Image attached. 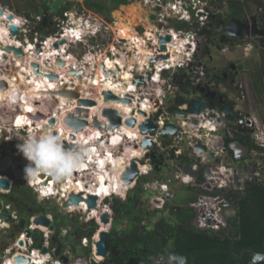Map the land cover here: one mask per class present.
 <instances>
[{"label":"built area","instance_id":"1","mask_svg":"<svg viewBox=\"0 0 264 264\" xmlns=\"http://www.w3.org/2000/svg\"><path fill=\"white\" fill-rule=\"evenodd\" d=\"M17 1L24 3L27 0ZM42 1H45L48 6L57 5L59 7H64L66 5L64 0ZM7 2L8 3L4 4L0 1V11L2 12L0 15V24L5 22L9 33L16 36L17 32L11 30V26L15 25H11L10 22L4 20L6 16H12V14H15L16 12L15 8L10 5L12 0H8ZM139 5L146 12L147 21L141 22L133 27L135 37L133 40H127L119 35L120 31L117 29V20L114 19L113 25L116 28V32H113L112 28L111 32L115 35L112 38L108 50L105 52V56H108L112 60H114L116 56L122 57L123 60H133L132 67H130L129 71L131 75H133L132 82L137 89L139 98H141L139 111L144 112L145 116H143V119L140 121L138 115L142 114L137 111V108H135L130 115L125 117L122 116L121 125L113 130H110L109 128L111 125L110 121L103 116L102 117L103 119L105 118V120L99 119L100 126H92L91 121L89 122V128L84 127L81 131H76L74 127L71 128L70 126L69 128L72 129L71 132L75 133L73 138L76 139L74 141L77 142L78 146L75 149L71 148L70 150L80 152L82 154L81 161L88 162L87 152H90L91 149H95L97 151L96 154L98 155L97 159H100V156H102L101 159L105 161L104 169H102L104 172L100 171V167L95 166L94 170L89 173L86 172L83 174L76 172V177L72 178V181H74L75 185L80 188H93L97 189V191H101V187L105 185L106 190L110 181L108 179V181L105 180L104 177H101V180H99V174L104 173L105 175H110L111 173L113 181L116 179L120 181V190L124 189V191H129L134 188L140 179L147 178L150 180V178H152L151 182L147 181L142 183L143 190H145L144 184L146 185V183L149 182L152 185L149 188V190L154 192L153 196L149 199L151 209H162L163 204L167 200L168 190L171 188L170 185L172 182H177L183 187H199L204 189L206 193L201 194L193 203H191V207L199 213L197 216L196 228L201 230L210 229L218 231L223 224V205L225 199L218 195H214L225 190L229 184L232 186L231 192L241 191L245 181L244 173L242 172L241 174H238L236 181L232 180L233 170L235 168H233V166H227L224 161L226 148L224 145V136L221 132V123L218 122L215 113L209 109L201 110L198 116H194L192 114L193 106L189 107V104L186 103H175L177 89L174 85V81L176 80V77L181 74L184 79L190 81L189 83L192 86L201 83L203 88L207 90L208 81L204 82L203 80L202 75L204 70L202 66L197 67V74L201 78L192 82L193 77L190 76L191 68L189 65H196L198 63H196V59L199 54V47L204 38L200 37L198 33L207 27L210 18L214 17V15L219 12L208 0H139ZM49 13L50 11L48 10L41 13V15H33L34 19H36L33 21L35 22L36 29L37 23H41L44 16H48ZM68 15H72V9L54 14L53 21H57L58 24H64V22H68ZM96 15L98 16V14ZM152 15L155 16L154 21L150 19ZM64 16L67 17L65 18ZM99 17L100 24L91 21L89 23L86 22L85 26L80 25V28L76 27L70 29L63 28L62 25L61 28L63 31L59 38L54 39V41L58 42L63 38V36L67 34L66 31H69V35H71L73 29H80L79 34L74 33V40H77L78 43H84L83 40H88L89 37L90 39L97 38L107 33L111 37V32L107 29V23H109V21H106L100 15ZM18 19L21 21V27H24L27 22L32 21L24 15L19 16ZM181 24L188 26V28H178L177 25ZM84 35L87 36L84 37ZM166 36H170L171 39L165 44L167 48L166 51L161 52V43L159 39ZM74 40H69V43L74 42ZM137 44H140L144 55L140 53L141 50L137 48ZM171 44H173V46H171ZM139 56H143L141 57L142 60H138ZM160 56H164V58L158 59L156 62L152 63L151 59L153 57L159 58ZM84 62L86 64L90 63L87 59L80 63ZM118 74L119 73L113 75L117 78L116 76ZM147 74H151L149 81H147ZM137 79L141 80L144 85L138 86L136 84ZM129 93L134 95L135 92ZM170 94H172L175 99L168 102L167 98ZM190 98L195 100L197 94L191 93ZM130 101L131 103L134 102L132 99H130ZM155 102H157V104ZM144 104L147 106L145 107ZM20 116L23 115L13 112L10 116L5 114L1 120L0 159L4 154L11 155L9 150H5L6 145L17 143L14 137L11 136V133L27 131L28 136L33 135L32 129L29 127L31 123L30 118L23 116L22 119H19ZM128 118H134L136 120L134 127H129L125 124L126 119ZM147 120H152L156 125L157 130L154 133L150 131L143 135L139 127ZM193 120H195V123H193ZM173 124L179 128V132H177L175 136H163L160 134V130ZM124 128L132 131V136H130V133L128 132L125 133ZM192 129H194V131H192ZM83 130L88 132L85 133L87 138H84L82 134ZM33 131H35L34 128ZM262 132L259 131L258 133V129L255 126L254 136L256 138V146L264 149V132L263 134ZM88 134H90L91 137L88 136ZM184 137H189V141H185ZM63 138L69 143L70 140L68 138L64 136L62 139ZM145 138H150L154 144L147 150L141 148L142 141ZM118 142H121V145L120 149L117 150L113 146ZM197 142L206 148V152L199 154L198 150H194V146ZM65 148L67 149L66 145ZM132 148L138 151V158L133 160H141L145 155L154 153L157 158L162 159V165L159 166V171L156 172L154 164L151 163L150 159H148L144 165H140L137 162L138 177L132 184L126 185L123 183L121 176L129 166L130 159L127 157V152ZM207 154H211L213 160H220V164H212L210 166L211 177L206 181H199L201 182L200 184H198V180L184 174L181 169L182 165L180 166L177 164L179 158L182 155H185L192 160L193 168H200L201 166H199L195 160L202 159L207 163ZM118 156L127 157L125 165L124 168L122 166L119 169H114L111 161L114 160V157ZM17 159L22 163L17 168H20L24 172L28 162L22 159L23 162L19 156H17ZM108 167L111 168V170ZM15 169L16 167L14 166V170ZM201 169L203 170L204 166H202ZM113 171L115 174H113ZM69 173L74 175L72 170ZM41 175H43L44 178H41ZM114 175H116L117 178H115ZM12 176L9 177L5 174L0 175V179L4 178L9 183V189H0V195L9 194L14 183ZM48 177H50L51 180L47 182L46 178ZM69 177L68 174L65 177V181L60 182V180L57 179L53 180L54 177L51 175L41 173L34 178L35 180L30 179L28 183L33 186L36 195L42 196L41 201L36 200L38 205L46 206L44 204L46 201H56L57 208H55L58 213L61 217L67 216L70 223H67L63 227H57L54 223L52 214H44L33 210V213L30 215L28 223L24 226L23 230L14 234L13 246L5 249L0 248V264H63L60 261V258H58L59 256L67 258V264H90L91 262L101 264L104 262V258L108 255L106 257L99 256L96 249V244L99 242L97 235L100 233V226L104 227L103 224L100 223L99 218L104 215V213H108L110 216L109 224H106L107 226L104 227L105 231H101L108 233L113 224V211L109 202L113 201L115 198L122 199V197L120 194L116 193V189H114L116 185L113 184L112 193H108L102 198H97L95 201L97 207L89 209L87 206L86 193H76L75 191H68L67 195L64 193L62 187L64 183L67 185L69 184ZM41 181H44L45 185H42ZM207 183L210 186L209 188L205 187V184ZM237 183L240 184L239 187H237ZM49 184H52L51 191L48 188ZM78 194L81 195L83 200L79 202L77 206L66 207L65 204L70 199V196ZM211 194L212 196H210ZM82 205H84V207H82ZM8 211L11 213L10 221L4 223L5 215L8 214ZM1 215L3 217V224L1 227L6 226V228H8L10 224L11 226L19 224V217L18 214L13 211V206L11 204H3L0 200V216ZM40 217H45L49 221V226L37 224L36 221ZM93 225L98 227L94 232L87 231L85 235L82 234ZM70 226H75L79 228L80 231H73L70 229ZM0 230L4 234L7 233L4 228ZM26 233H29V235ZM52 238H55L56 241L52 242ZM19 242H22V245H19ZM36 243H38V249H34ZM59 245L60 253L55 256L54 254ZM42 248L47 249V252L42 254ZM78 249L81 250V253L78 252ZM18 256L29 259V263L16 262L15 258Z\"/></svg>","mask_w":264,"mask_h":264},{"label":"trees","instance_id":"2","mask_svg":"<svg viewBox=\"0 0 264 264\" xmlns=\"http://www.w3.org/2000/svg\"><path fill=\"white\" fill-rule=\"evenodd\" d=\"M212 1L210 0L214 5ZM131 3L130 0H82L77 4L110 22L112 11L117 10L121 5L127 6ZM26 4L29 11L23 12L32 21H34L33 15H41L48 10L52 13L53 9L55 12L52 15H54L72 9L73 5L67 3L64 7L48 6L42 0H29ZM246 8L248 9V0H244V3L229 0L224 14L218 13L210 18L209 25L214 26L215 35L208 37V42L204 41L203 45L206 47L216 42L220 46H230L229 37L226 36L222 26L230 20L244 18ZM18 12L22 13L19 9ZM46 19V26H43L42 22L37 23V34L43 33L44 36H48L55 31V29H50L52 20L50 15ZM177 27L188 28L183 24ZM221 28L222 30H219ZM231 46L234 44L232 43ZM208 50V48L201 50L202 59L207 56ZM262 56V64L257 67V77L252 83V90L259 97L264 96V54ZM238 138L247 148L256 149L248 136L236 135V139ZM231 142H233L232 139L225 136L224 145L227 150ZM185 163H190V159L182 155L177 164ZM142 181L144 183L149 180L140 179L124 201L115 198L109 202L113 211V224L107 246L109 249L117 247L118 253L109 254L101 264H169L168 258L172 255L186 257L187 264H248L252 253L264 254V171L261 180L245 182L242 195L230 196L229 201H236L233 214L227 217L226 222L218 231L201 230L191 224V221L199 214L188 208L189 204L197 199V196L191 195L194 192L192 187L185 188L189 193L183 203L186 208H178V211H175V206L167 202L161 211L167 212L169 218H160L150 225V217L160 210L152 211L150 201L140 199V194L143 193ZM4 199L13 202L15 207L21 211L23 207L20 205L24 203L36 212L52 214L56 226H62L65 223L56 208L50 209L44 205H38L33 194L21 186H16L11 195ZM138 200L140 201L139 208L135 210L134 207ZM125 219L128 222L127 227L117 230L116 226L124 224L122 222ZM70 229L80 231L75 226H70ZM95 229L93 225L82 234L85 235L87 231L94 232ZM118 232L125 234L126 238L119 237ZM37 245L38 243L35 244ZM259 264H264V262Z\"/></svg>","mask_w":264,"mask_h":264},{"label":"bare ground","instance_id":"3","mask_svg":"<svg viewBox=\"0 0 264 264\" xmlns=\"http://www.w3.org/2000/svg\"><path fill=\"white\" fill-rule=\"evenodd\" d=\"M123 11L126 12L127 16L130 17V21L134 23L135 25H138L141 22H146V12L142 8L143 12L140 13L139 5H130L129 7H123ZM143 14V15H141ZM5 15V13H4ZM115 15V19L117 20L118 26H121L122 24H119V17ZM139 18V19H138ZM142 18H145L144 21ZM6 22H10L11 25H15L17 29L21 27V21L17 18V16H14L11 18V20L8 19L6 16L4 18ZM206 28V27H205ZM204 28V29H205ZM208 30V29H205ZM73 31L77 34L80 33V29H76ZM67 34L64 35L66 37L71 38L74 40V32H71L72 34L69 35V31H66ZM128 37H123L126 38L127 40L134 39L135 34L132 31ZM63 36V38H64ZM14 34L9 33L8 27L6 23L0 24V82H4L7 86L0 90V105H4L5 109L14 100L16 102V98L14 97H22L20 98L22 102L18 103V106H20L23 110V113H28L22 115L23 116H28L32 118V120H36L37 124L30 123V128L32 129V133L35 135H39L41 133H46V132H52L56 131V134L58 133L59 135L64 136L68 138L69 144H67V149L71 148H76L77 147V142L74 141L76 139L73 138V135L75 133L71 132V128L67 124H62V117H66L67 114H70L72 111L74 112V115H77L78 117L84 119L85 121H91L92 124L96 123L103 119L101 116V111L103 109H114L118 113L123 114V117L130 115V113L133 111V109L137 108V111H139V103L138 99L139 98L137 94V89L132 82L133 80V75H131L129 69L132 67L133 60L132 59H124L122 57L116 56L114 60L109 58L108 56H90L89 61L90 63L86 64L88 68H82L80 70L83 71V74L81 75L80 78L76 76L75 81L73 80L74 77L72 78L70 74L73 69H70L67 62L64 61H73L72 55H69L67 52L68 46L66 43L64 44V39L60 42L61 46L59 47V50L57 52L51 53L50 50L53 49L51 47V44L48 42L47 46L38 52L44 53L41 57L38 58V54L36 55L34 46L30 42L27 43H21L20 41L16 40L13 38ZM62 39V38H61ZM70 40V39H69ZM67 40V41H69ZM9 41V42H8ZM135 41V40H134ZM63 44V45H62ZM59 46V45H58ZM139 50H141V54L144 55L143 50L141 49L140 44L136 45ZM173 46V44H171ZM19 48L21 49V54L20 56H17L13 50V48ZM50 48V49H48ZM48 49V50H46ZM32 51V52H31ZM37 52V53H38ZM51 54V57L49 55ZM63 57L64 59L61 62H64L61 66H59L57 62V58ZM143 57V56H141ZM141 57L138 58V60H142ZM39 63L41 66L39 69V65H36V63ZM33 65L37 66V71L33 73ZM48 65L50 67H48ZM71 65V64H70ZM100 65H103L101 68ZM30 68V70H29ZM67 68H69V72L67 71ZM41 70V72H40ZM75 71V69H74ZM77 71V70H76ZM79 71V70H78ZM119 73L115 78L113 77V74ZM32 77H35V74L37 75L36 80H30V75ZM60 75L63 77V79H56V76ZM30 76V77H29ZM52 76H55V78H52ZM115 76V75H114ZM50 85H53L52 87ZM69 85L70 88H75L78 92V99L79 100H92L95 102V105L93 106H83L79 105L77 103V98L71 97L69 94L70 91L65 90V87ZM51 87V91L48 89V87ZM60 90V91H58ZM51 92L52 94L47 93ZM104 92H111L117 97H121L122 99H132L134 102L132 103H123L120 101H104ZM129 92H135L134 95L130 94ZM210 92V91H209ZM54 93L60 97L58 100L54 97ZM80 93V97H79ZM49 99V102H51V106L53 107L52 109L56 110L55 112H49L51 117H53V114L55 118L48 119L43 122H39L40 119L42 118H49V114L46 112L44 114H39L35 112L36 107H38L39 102H44L45 99ZM50 98H54L52 100H55L53 105V102L50 101ZM47 99V100H48ZM41 106V105H40ZM50 106V105H49ZM146 107L147 105L144 104ZM4 110V109H3ZM2 111V109H1ZM6 112L8 110L6 109ZM72 112V113H73ZM1 113V112H0ZM60 114V116H59ZM23 116H20L19 119H22ZM59 116V117H58ZM73 116V115H72ZM144 115H138V118L143 119ZM56 118H58L56 120ZM54 119V122H50L51 120ZM87 123V122H86ZM37 125L38 130L36 132L33 131V126ZM89 125V124H88ZM87 125V126H88ZM104 126V125H103ZM54 127L55 130H52L51 128ZM89 128V127H88ZM105 128V126H104ZM106 129V128H105ZM125 129V133H130V136H132V131ZM72 138V139H71ZM86 138V135H85ZM95 149H91L90 152L88 151V162H83L81 161L79 167L73 169L72 171L74 172V175L69 174V184L67 185L64 183L63 185V191L67 195L68 191H74L75 192H83L86 193L87 195L94 196L96 198H102L108 193H112L113 191V184H115L116 193L118 192H123L120 191V181L119 180H112L111 173L110 175H105L99 174V180H101V177L105 178V180H109L110 182L108 183L106 190H105V185H103L101 188V191H97V189H84L80 188L79 186H76L74 181H72V178L76 177V172H81L80 170H94V166L100 167V171H103L104 169V160H102V156H100V159H97L98 155L96 154ZM90 153V154H89ZM127 157L131 160L137 159L138 158V151L136 149H129L127 152ZM127 157H114V160L111 161L113 168L114 169H119L120 167L125 165V161ZM117 162V163H116ZM94 165V166H93ZM117 167V168H116ZM109 168V167H108ZM111 170V168H109ZM110 172V171H108ZM115 178H117L116 175H114ZM53 177V176H52ZM54 178L53 180H55ZM35 180V179H34ZM107 180V181H108ZM40 182L39 180H37ZM42 185L44 184V181H41ZM123 187V186H122ZM49 190H52V184L48 185ZM79 192V193H81ZM97 192V193H96ZM39 199H36L37 201L42 200V196L37 195ZM84 207V205H82ZM101 217L99 218V221L101 224ZM103 226H107L106 224H103ZM100 226V232L105 231V228ZM99 238V234L97 235V239ZM12 262V261H11Z\"/></svg>","mask_w":264,"mask_h":264},{"label":"flooded vegetation","instance_id":"4","mask_svg":"<svg viewBox=\"0 0 264 264\" xmlns=\"http://www.w3.org/2000/svg\"><path fill=\"white\" fill-rule=\"evenodd\" d=\"M228 1L229 0H213L212 3L215 5L213 6L217 9L219 13L224 14L227 9ZM234 1L244 3V0H234ZM26 7L28 10L27 5ZM244 11H245L244 18L238 19V21L245 23L247 26H249V28H251L252 18H255V24H256L257 30L264 32V7L260 6L257 0H248V9L246 8ZM209 23L205 29H208L210 34L208 36H205L202 42L204 41L208 42V37H211V35L213 36L215 35V28L214 26H210ZM222 27L224 29V26ZM219 30H222V28ZM229 42H230L229 44L230 46H227L228 49H233V48L241 49V54H244L242 52H245L249 50L248 48H250L253 51V54H255L256 56L254 64H252V62H249L248 60L243 63H239V64L238 63H235V64L225 63L223 61H220L219 63H217L216 61L214 62L212 51L220 50L221 48L226 47V46H220V44H217L216 42H212L211 44L205 47V45H203L204 43H202L199 47V54L197 56L196 63L201 62L207 68L206 74H203L202 77H203L204 82L208 81L207 91H206L208 92V95H206L205 93L203 94L200 93L199 90L197 89V85H201V83L196 84V86H192L189 83L190 81H188L187 79H184L183 76L180 74L179 76L176 77V80L174 81V85L177 89L176 96H175L176 97L175 103L176 102L179 104L186 103V104H189V107H192L194 106L195 102H202L203 104L206 105L207 109L215 113V116L218 119V122H220L222 125L221 132L224 136V140H225V136H227V137H230L233 141L229 144L228 150L226 149L224 153V161L227 166L229 167L233 166V168L243 171L244 177H245V181H244V184H245L247 180H256V179L261 180L263 178V171H264V149L258 148L256 146V138L254 136L255 127L252 124L248 123L247 121L248 119L246 118V115L248 114H245L243 109L241 108V105L243 104V101L245 100V98H248L251 95L257 96L252 90V83L254 82V79L257 77V73H256L257 67L262 64V58H263L262 55L264 54V36H256V35H252V33L248 34V32L247 33L244 32L241 38L229 37ZM232 43L234 44V46H231ZM204 48H208L209 50L207 53L205 52L207 56L202 59L200 53H202L201 50ZM205 75H208L209 77L208 80L205 79L204 77ZM245 76H247L246 78L248 80L246 83L243 82V79L245 78ZM178 80H180V84L175 83ZM201 87L203 88V85H201ZM191 93L197 94V98L195 100L190 98ZM236 135L248 136V138H250L251 140V143L255 145L256 149L252 150V149L247 148L243 143L240 142L239 138L236 139ZM240 143L243 144L244 147L247 149V155L245 156L247 158H244L241 161H235L234 156L236 154L239 155L238 154L239 151L229 153L230 148L237 147L236 145ZM15 145L16 144H12V143L6 145L5 150H9L11 155L9 156V155L4 154L1 157V159L5 157H10L12 160L11 164L9 165V167L7 168L5 172V175L9 177L12 176L15 163L18 165H21V161L17 159V155H16L17 147ZM251 170L254 171L253 174H251ZM200 183L201 182L198 181V184ZM24 184H27V183H24ZM16 186L23 187L24 185L20 184L17 181H14L12 190H14ZM193 189H194V192L191 193V195L197 196V198L201 194L206 193L204 189H201L199 187H196V188L194 187ZM226 189L214 195V196L218 195L219 197H223V199H225V202L223 205V223L226 222V219L228 216L233 214V213L230 214V212L233 211L234 205L236 203L235 200L229 201V198H231L230 196L242 195L244 191V185L241 191L227 192L228 190L226 191ZM121 193H124V191ZM187 195H189V193H187ZM210 196H212V194ZM185 200H183V203ZM167 202L169 201H166V203ZM183 203H181L180 205H174L171 203L170 204L173 207L175 206L174 209H176L177 206L178 208L184 209L186 208V205H183ZM139 204H140V201L138 200L134 207L135 210L137 209V207L139 208ZM170 204H168V206H171ZM164 205L165 203L163 204V207ZM22 206H24V209L28 210V208L25 206L24 203ZM163 207L161 210H163ZM188 208H190L191 210H195L194 208L191 207V204H189ZM167 218H169V215ZM151 222L152 221H150V225H153V223ZM127 224L128 222L126 221V224L121 229L118 228V226H116L117 230L125 229L127 227ZM191 224L194 227H196L197 217L191 221ZM110 231L108 232V239L110 237ZM118 235L119 237H122L123 239L126 238L125 234H122L120 232H118ZM114 248H116L117 250V247H114ZM117 253H118V250H117Z\"/></svg>","mask_w":264,"mask_h":264},{"label":"rangeland","instance_id":"5","mask_svg":"<svg viewBox=\"0 0 264 264\" xmlns=\"http://www.w3.org/2000/svg\"><path fill=\"white\" fill-rule=\"evenodd\" d=\"M0 1H2L4 4L6 3V1L4 2L3 0H0ZM81 1L82 0H64V2L66 4L67 3L73 4L72 5V15H68L69 16L68 22H64V24H58L57 21L52 23V20H51L50 29H55V31H52L51 34H49L48 36H41L39 34H36L35 22L28 20L29 22H27L24 27L22 26L20 29H17L18 30L17 31V36H14L13 38H15L16 40L20 41L22 44L23 43L27 44V43L30 42L32 44L30 46H34V48H36L35 53H36V55L37 54L39 55L38 58L41 57L44 54V53H41V52H42V49L45 48L48 45L47 44L48 42L51 44V47L53 48V49L50 50V52L51 53L57 52L56 49L59 50V47L61 46L60 42L63 39H64V41L66 39L67 40H69V39L72 40L71 38L64 36V38H62V39H60L58 41L59 42L58 44H54V42H55L54 39H56V38L58 39L59 38V33L61 34L62 31H63L62 28H61L62 25H63V28L70 29V28L79 27L80 25H84L85 26L86 22L89 23L91 21H94L93 23L100 24L99 15L97 16L93 12L85 10L83 7L78 6L77 3L78 2L80 3ZM130 1H132L131 4H128L127 6L126 5L125 6L121 5L122 7L120 6L117 10L112 11L111 15H110L112 21L109 22V23L106 22L107 25H108L107 29H109V31L111 32V30L113 28V32H116V28L114 27L113 22H114V19H115V15H117L119 17V21H118L119 24L120 23L122 24L121 26L117 25V29L120 31L119 35L121 37H128V36H130L129 34L133 31L132 30L133 24L130 21V17L126 16L127 15L126 12L123 11V9H124L123 7H129L130 5H136V4L139 5V0H130ZM208 1H210V0H208ZM257 1L260 4V6L264 7V0H257ZM25 4L26 3L22 4L21 2H18L17 0H12V3H11V5L13 7H15V10L17 12H18V9L21 10L22 12L23 11H29V8L27 10V7H26L27 4L26 5ZM61 5H63V4H61ZM138 10L139 11H143L142 7L140 5H139V9ZM52 12L54 13L55 10L53 9ZM19 14H21V13H19ZM49 15L53 19V15H52L51 12L49 13ZM15 16H17V15H15ZM64 17L66 18L67 16H64ZM35 20L36 19H34V21ZM71 32H74V31L72 30ZM75 34H77V33H75ZM114 35L115 34L111 32V37H110V35H108V33L107 34H103L101 37H97V38L90 39V37H89L88 40H83L84 43H78L77 40H74V42L69 43V41L66 40L64 42V44L66 43L68 45V46H66V47H68L67 52H68L69 55H72L73 61L69 60V61H64V62H67L69 68L73 69V70L75 69V71L76 70L80 71V69H82L84 67L86 68L85 62L84 63H80V62H83L85 59L89 60L90 56L92 57V56L98 55V56L105 57V52H106V50H108V47L111 44L112 38L114 37ZM45 37H49V39L46 41L45 47H42V42L45 41ZM50 37H52L53 39L50 38ZM131 40H132V38H131ZM202 43H204V42H202ZM55 45H57V46H55ZM48 49H50V48H48ZM48 49H46V50H48ZM248 49L249 50H247L245 52H242L244 54H241V49H235V48L228 49V47L226 46V47L221 48L220 50H213L212 51V56L214 58V62L216 61L217 63H219L220 61H223L225 63H233V64L238 63L239 64V63H243V62L248 60L249 62H252V64H254L256 56H255V54H253V51L250 48H248ZM19 50H21V49H19ZM38 50L39 51L41 50V52L37 53ZM57 59H58L57 62L59 64V66H61L64 63V62H61L64 58L63 57H59ZM36 65H39V63H36ZM40 67L41 66L39 65V69H40ZM48 67H50V66L48 65ZM69 68H67V71L69 70ZM29 70H30V68H29ZM40 72H41V70H40ZM33 73H35V69L34 68H33ZM29 75L31 76V77L29 76L30 80H36L38 74H35V77H32L31 74H29ZM59 77L61 79H63V77L60 76V75L59 76L57 75L56 79H60ZM71 77L72 78L74 77L73 80L75 81L76 76L73 75ZM246 77L247 76H245V78L243 77L244 78L243 82H245V83L248 81ZM50 86L52 87L53 85H50ZM50 86L48 87L49 90L51 89ZM65 90H68L70 92L75 91L77 94L79 92V91L77 92V90H75V88H70L69 85H67L65 87ZM58 91H60V90H58ZM47 93L52 94L51 92H48V91H47ZM58 95L59 94L56 95L54 93V97L57 100L60 98ZM79 97H80V93H79ZM47 99H45L44 102H39V105L36 108L42 114L47 112L49 114V118H42V119H40L39 122H43V121H46L48 119L55 118L54 114H53V117H51L52 115H50L49 112L53 111V112L56 113V110L52 109L53 107L51 106V102H49V99L48 100ZM50 101H53V100L50 98ZM138 102H139V99H138ZM53 105H55L54 101H53ZM241 108L243 109L245 114H248V115H246V118L248 119L247 120L248 123L252 124L254 127L256 126V128L258 129V133H259V131L260 132H262V131L264 132V96H262V97L258 96L257 97V96L251 95L248 98H245V100L243 101V104L241 105ZM1 109H2V111H1ZM0 112H1L0 115L2 117L5 116V114L7 113L4 105H0ZM72 112L70 114H67V116L65 118L64 117L61 118L62 122H63L62 123L63 125L67 124V119L70 118L72 115H74V112L73 113ZM59 116H60V114H59ZM57 119L58 118H56V120ZM41 120H43V121H41ZM34 121L36 122V120H34ZM31 123L35 124L33 121H31ZM36 124H37V122H36ZM263 132H262V134H263ZM55 135H58V136L61 137V135H59L58 133L55 134ZM14 137H15V140L17 142L20 140V138H22V136H20V135H17V136H14ZM62 137H61V139H62ZM15 146H17V144ZM16 151H17V148H16ZM16 155L20 156L18 151H17ZM94 168H95V166H94ZM80 171H81L80 173L84 174L86 172L87 173L91 172L92 169L91 170L82 169ZM169 173H171V172H169ZM151 181H152V178H150L149 182H151ZM149 182L146 183V185L144 184L145 191L143 192L142 196L140 197L141 200H144V199L145 200H149L150 199V198H148V196H150L152 194V192L149 191V188L152 185ZM142 183H143V181L141 182V186L143 187ZM22 185H24L23 188L25 190L30 191L33 194L35 200L36 199L40 200V198L35 194L36 192H34V188H33V186L30 183H28V184L22 183ZM170 187H172L171 188L172 189V191H171L172 199H170V203L171 204H175V205H180L181 203H183V200H185V198H187V196H188L187 195V190L184 189V187L182 185H179L177 182H172ZM122 190L124 191V189H122ZM79 192H81V191H79ZM79 192L77 191L76 193H79ZM10 195H11V193L9 194V196ZM124 200H125V198L123 197L122 201H124ZM44 204L46 205V207H48L50 209L51 208H55V207L57 208V206H56L57 202L56 201H46ZM232 213H233V211L230 212V214H232ZM167 217H168V214L165 211H160V212L155 213L152 217H150V221H152L151 223H154L155 221H157L160 218H167ZM63 218L65 220V223L62 226H65L66 223H70V220H69V218L67 216H63ZM122 223L126 224V219L123 220ZM125 224H118L117 226H118V228L121 229ZM13 239H14V234L12 232L11 233L9 232L8 235H4V234L0 233V248L1 249H5V248H10L11 246H13ZM78 252L81 253V250L78 249Z\"/></svg>","mask_w":264,"mask_h":264},{"label":"water","instance_id":"6","mask_svg":"<svg viewBox=\"0 0 264 264\" xmlns=\"http://www.w3.org/2000/svg\"><path fill=\"white\" fill-rule=\"evenodd\" d=\"M2 14V12L0 11V15ZM12 16H8V19H11ZM151 20H155V16L152 15L150 17ZM254 22V24H253ZM42 25L43 26H46L47 25V19L46 18H43V21H42ZM252 27L249 28V26H247L245 23L241 22V21H238V20H230L228 21V23L224 24V31H225V34L226 36L228 37H231V38H241L242 37V34L244 32H248V34L252 33V35H256V36H264V32L263 31H259L257 30V27H256V24H255V18H252ZM11 30L13 32H17V28L15 26H11ZM210 34V32L208 30H201L198 35L200 37H205V36H208ZM170 36H166L164 38H160L159 41L161 43V46H160V50L161 52H165L166 51V46L165 44L167 42L170 41ZM57 46V45H55ZM14 52L17 53L16 55L17 56H20L21 54V51L19 49H16V48H13ZM164 56H160L159 58H156V57H153L151 60H152V63L153 62H156L158 59H163ZM103 65H100L101 68ZM203 68L204 70V73L203 74H206V66L204 64H202L201 62L200 63H197L196 65L194 64H190L189 67L191 68V72H190V76L193 77V82H195L196 80H198L199 78H201L198 74H197V67H201ZM35 71H37V66L36 65H33ZM71 75H74V76H77L78 78L81 77V75L83 74V71L80 70V71H71L70 72ZM113 77H115L113 75ZM150 77H151V74H147V81L150 80ZM205 79H209L208 75H205L204 76ZM52 78H55V76H52ZM181 80V79H180ZM180 80H178L177 82H175L176 84H180ZM136 84L138 86H142L144 85V83L141 81V80H136ZM4 87H6L4 85ZM197 89L199 90L200 93H205L206 95H208V92H206L207 90H205V88H202L201 85H197ZM69 94L71 95V97H74V98H77L78 99V94L73 91V92H69ZM103 96H104V101H109V100H113V101H120V102H125V103H131L130 99H122L121 97H117L115 96L113 93L111 92H104L103 93ZM175 98L172 94H170L167 98V101L170 102V101H173ZM78 104L79 105H83V106H93L95 105V102L92 101V100H77ZM157 104V102H155ZM207 109L206 108V105L203 104L202 102H195L193 108H192V114L194 116H198L199 113L201 112V110H205ZM102 113V116L107 118L111 125H110V130H113L114 128L118 127L121 125V118L123 116V114L121 113H118L117 111H115L114 109H103V111L101 112ZM139 113H141L142 115L145 116V113L144 112H141L139 111ZM53 122V121H51ZM67 123L69 125V127L71 126L75 128L76 131L78 130H81L85 125H86V122L83 121V120H78V119H73V118H69L67 119ZM193 123H195V120H193ZM95 125L98 126V123H94ZM126 125H128L129 127H134L135 124H136V120L134 118H128L126 119V122H125ZM140 130H141V133L143 135L147 134L148 132H156L157 130V127L156 125L152 122V120H147L145 123H142L140 125ZM192 131H194V129H192ZM179 132V128L173 124V125H169L167 127H165L164 129L160 130V134L163 135V136H175L176 133ZM177 136L179 137V135L177 134ZM184 140L185 141H189V137H184ZM154 144L152 143L151 139L150 138H145L143 139L142 141V144H141V148L143 150H147L149 147H152ZM237 147H232L230 148V152L229 153H233V152H237L239 151V155H235L234 156V159L235 161H241L243 160L244 158H247L245 157L247 155V149L244 147L243 144H237L236 145ZM194 150H198L199 154L203 153V152H206V148L201 145L199 142H197L194 146ZM150 159L151 163L154 164V168H155V171H159V166L162 165V159L161 158H157V156L154 154V153H151V154H147L145 155L144 158H142L141 160H133V161H130L129 163V166L128 168L125 169V172L122 174L121 176V179L123 181L124 184L126 185H129V184H132L138 177V166H137V162L140 164V165H144L147 160ZM206 160L208 161L207 163L202 160V159H196V163L199 165V166H204V169L202 170L201 167L200 168H193V165H192V161L190 160V163H185L182 165L181 169H182V172L184 174H187L189 175L190 177H192L193 179L195 180H198V181H206L208 178L211 177V172H210V166L213 164V165H218L220 164V160L218 159H215L213 160L212 159V155L211 154H207L206 155ZM12 160L10 157H5L3 159L0 160V173L1 174H4L7 170V168L9 167V165L11 164ZM16 167V169L13 171V178L15 179V181L19 182V183H28L30 180H27L26 177H25V172H23L20 168H17L18 167V164L15 163L14 165ZM243 171L241 170H237V169H234L233 170V177H232V180L236 181L237 180V175L238 174H241ZM253 170H251V174H253ZM41 178H44L43 175L40 176ZM251 177V176H250ZM51 178L48 177L46 178V181H50ZM65 181V177L60 179V182H63ZM240 184L237 183V187H239ZM205 187L209 188V184H205ZM231 185L229 184L226 191L227 192H231ZM0 189H4V190H8L9 189V183L6 179L4 178H1L0 179ZM96 197L94 196H91V195H87V206L89 209H94L97 207L95 201H96ZM83 199L81 197L80 194L78 195H71L70 196V199L66 202L65 206L68 207V206H77L79 202H81ZM204 207V206H203ZM175 211H178V207L175 209ZM212 212V211H211ZM109 218L110 216L108 215V213H104V215H102L101 217V222L103 224H109ZM23 223H24V220L21 219L20 220V223H19V228H22L23 227ZM37 224H41L42 226H49V221L45 218V217H40L37 219L36 221ZM52 229V227H51ZM27 235H29V233H26ZM107 239H108V233L107 232H100L99 233V242H97L96 244V249H97V254L99 256H102V257H106L107 255L111 254V255H115L117 253V250L116 248H108L107 246ZM52 241L55 242L56 239L55 238H52ZM19 244H22L21 242H19ZM41 252L42 254L43 253H46L47 252V249L45 248H42L41 249ZM60 253V245L58 246L56 252H55V256L59 255ZM58 258H60V261L63 263V264H67V258H64L62 256H59ZM16 262H25V263H29V259H25L24 257L22 256H18L17 258H15ZM260 262H264V254H259V253H252V256H251V260L249 261L248 264H259Z\"/></svg>","mask_w":264,"mask_h":264},{"label":"clouds","instance_id":"7","mask_svg":"<svg viewBox=\"0 0 264 264\" xmlns=\"http://www.w3.org/2000/svg\"><path fill=\"white\" fill-rule=\"evenodd\" d=\"M28 1L29 0H27L26 2H28ZM26 2H24V3H26ZM24 3H22V4H24ZM24 12L19 14L16 11L15 14H12V16L14 17L15 15H17V18L21 15L25 16ZM46 17H48V16H44V18H46ZM52 23H54L53 19H52ZM37 32H38V29H36V34H37ZM39 35L44 36L43 34H39ZM59 36H60V33H59ZM86 36L87 35H84V37H86ZM50 38H52V37H50ZM48 39H49V37H45V41L42 42V47H45L46 41ZM58 43L59 42H54V44H58ZM26 46H28V44ZM16 49H19V48L16 47ZM4 85L7 86L4 82H0V90L5 88ZM21 97H22V95L20 97H18V96L14 97V98H16V102L14 100H12V102L10 104H8V106L6 107V109L8 110V112L6 113L7 116H10L11 113H13V112H16L18 114L23 113L22 108L20 106H18V103H20V102H22V104L24 103L23 100L20 101ZM51 99H54V98H51ZM53 101L55 102V100H53ZM37 110L38 109L36 108L35 112L42 114L39 110L38 111ZM25 114H28V113H23V115H25ZM26 117H28V116H26ZM2 118L3 117L0 115V125H1ZM28 118H30V117H28ZM71 118L85 121L82 118L80 119V117H78L77 115H73L70 117V119ZM30 120L33 121L34 123H36L34 120H32V118H30ZM51 121L54 122V120H51ZM85 122H87V123L84 127H88L89 126L88 124H90L89 121H85ZM97 123H98V126H100L99 121H97ZM92 126H97V125L92 124ZM33 127L35 129L34 132H36L38 130L37 125H34ZM51 129L55 130L54 127H52ZM85 133H88V132L86 130H83L82 134H83L84 138H85ZM55 134H56V131L41 133L39 135L33 134V135H29V136H28L27 131H19V132L11 133V136H13V137L17 136V135L22 136V138H20V140L16 143L17 144L16 147H17V151L20 154L19 157L21 158V160L23 159V160L28 162L27 166L24 169L25 177L27 180L34 179L37 176H39L41 173L51 175L54 178H56L57 180H60L64 177H66L71 170L79 167L81 160H82V154L78 151L66 149L65 145H67L69 143H67L66 139H64V138L61 139L60 136L55 135ZM88 136H90V134H88ZM86 138H87V136H86ZM14 139H15V137H14ZM62 141L65 145L62 143ZM120 145H121V142H118L117 144H114L113 147L118 150V149H120ZM4 174L0 173V175H4ZM113 174H115L114 171H113ZM14 181H15V179H14ZM135 186H134V188H135ZM12 188H13V185H12ZM12 188H11L9 194L12 192ZM133 189L129 190V191H124V193L119 192V194L121 195L122 198L124 197L126 199L128 193L130 191H133ZM120 191H122V190H120ZM144 191L145 190H143V192ZM149 191H151V190H149ZM151 192H152V194L150 196H148V198L153 196L154 192L153 191H151ZM9 194L8 195H0V200L2 201L3 204H11L13 206V211H15L18 214L19 223H20L21 219L24 220V223H23L22 228H19V224L11 226L10 223H9L10 225L8 226V228H6V226L1 227V225L3 224V217L1 215L0 216V229L4 228L7 233L4 234V233H2L1 230H0V233L4 234V235H8L9 232L10 233L12 232L13 234H17L18 231L23 230L24 226H26V224L28 223L30 215L33 213V209L29 208L28 206H26L28 208V210H26V209H24V206L20 205V207H23V211H21L20 209L15 207L13 202L5 200L4 197H8ZM142 194H140V197L142 196ZM118 199H121V198H118ZM151 210L154 211L155 209H151ZM159 210H161V209H158V211ZM7 213L8 214L5 215L4 223H6V221H10V214L11 213H10V211H8ZM149 223H150V221H149ZM57 227H63V226L57 225ZM94 227L96 229L98 228L96 225H94ZM19 245H22V244H19ZM34 249H38V245L34 246ZM168 259H169V264H187L186 257L172 255V256H169Z\"/></svg>","mask_w":264,"mask_h":264},{"label":"crops","instance_id":"8","mask_svg":"<svg viewBox=\"0 0 264 264\" xmlns=\"http://www.w3.org/2000/svg\"><path fill=\"white\" fill-rule=\"evenodd\" d=\"M4 2L6 1V3H7V1L8 0H3ZM141 12H143V11H140V13ZM141 15H143V14H141ZM117 16V15H116ZM118 17V16H117ZM143 19V21H144V19L145 18H142ZM135 26H137V25H135L134 23H133V27H135ZM133 27H132V30H133ZM9 42V41H8ZM51 57V54L49 55V57H47V59H49ZM140 57V56H139ZM86 66V68H87V65H85ZM85 68V67H84ZM139 101H141V100H139ZM172 188V187H171ZM169 189L168 190V196H167V200L166 201H169L170 202V199H172V197H171V191H172V189ZM184 189H185V187H184ZM166 203V202H165ZM175 205V204H174Z\"/></svg>","mask_w":264,"mask_h":264}]
</instances>
